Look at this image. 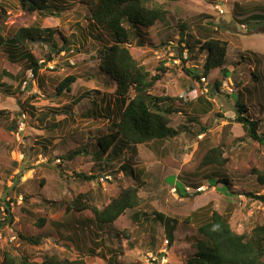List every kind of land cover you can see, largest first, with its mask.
I'll use <instances>...</instances> for the list:
<instances>
[{
	"label": "rangeland",
	"instance_id": "1",
	"mask_svg": "<svg viewBox=\"0 0 264 264\" xmlns=\"http://www.w3.org/2000/svg\"><path fill=\"white\" fill-rule=\"evenodd\" d=\"M49 3L54 15L36 14L31 23L51 29L52 38L46 31L44 41L26 50L0 51V262L7 251L38 263L55 255L89 264H107L112 256L114 264H186L200 239L197 227L212 211L226 216L236 234L264 226V205L245 196L264 192L252 175L264 170V146L249 142L234 123L238 101L264 131V0H152L149 8L159 7L164 15L141 29L143 37L125 24L133 58L152 75L165 69L150 94L172 98L170 126L179 135L136 147L119 141L102 172L83 152L65 157L93 152L89 143L110 133L122 111L114 84L99 69V54L113 43L112 34L90 23L82 4ZM0 8L9 39L28 20L17 0H0ZM256 15L263 19L251 18ZM208 38L228 43L226 77L215 69L192 80L181 69L202 77L201 44ZM70 76V92L58 94L57 85ZM217 146L224 151V168L201 169L202 157ZM73 172L96 179L80 181ZM105 175L110 180L100 182ZM223 177L229 185L217 181ZM200 186L205 188L196 194ZM128 187L138 188L140 206L111 225L97 227L89 211L65 212L66 201L79 194L92 191V204L101 209ZM156 214L176 222L170 243ZM30 237H40L37 246L22 239Z\"/></svg>",
	"mask_w": 264,
	"mask_h": 264
},
{
	"label": "trees",
	"instance_id": "2",
	"mask_svg": "<svg viewBox=\"0 0 264 264\" xmlns=\"http://www.w3.org/2000/svg\"><path fill=\"white\" fill-rule=\"evenodd\" d=\"M19 8L28 20V23L18 28L11 38L6 39L3 34V20L6 16L5 10L0 8V51L5 46L9 48L25 49L30 43L44 41V35L50 34L52 38L54 32L51 29H43L34 23L31 19L36 14L54 15L48 11L51 0H17ZM73 3H79L85 6L87 19L90 23L103 26L112 34L113 43L106 50L99 54V69L105 73L115 86L113 95L123 104L122 111L118 120L113 123L110 133L96 138V143L91 142L90 146L93 152L77 150L72 155L67 154L65 160H71L75 155L83 152L90 155L93 167L106 171L104 167L111 163L112 155L117 151L114 146L123 141L131 147L147 145L152 142L173 139L179 135V128L170 126V116L176 112L171 104L172 98L157 97L150 94L165 74V69L160 66L152 75L145 70L131 55L128 44L130 39V30L125 24L131 26L135 35L143 37L141 29H148L154 25L157 20H161L164 15L159 7L149 8L152 0H68ZM175 1V0H167ZM255 19H263L261 16H251ZM142 33V34H141ZM228 43L214 38H208L201 44V49L205 52L202 74L198 76L193 71L182 67V73L192 80L200 81L207 77L211 71L219 69L226 77V70L222 68ZM61 50H59L60 52ZM62 52V51H61ZM60 52V53H61ZM31 65L35 66V61L30 57ZM180 60L184 63L182 56ZM34 71L36 70L33 69ZM75 82L74 77H67L61 81L57 87L58 94L62 92L69 93L70 85ZM130 94L133 97L130 98ZM203 100L198 97V102ZM196 101V102H197ZM167 102H169L167 104ZM204 104L210 108V104L204 101ZM210 105V106H209ZM202 109V108H199ZM2 114V112H0ZM234 123L239 124L244 132V136L249 142H255L264 146V131L259 132L260 122L249 117V112L245 104L235 102ZM195 122V120H190ZM226 159L221 146L213 147L208 150L200 162L201 169L215 167L224 168ZM129 171L133 177L134 171L130 166H125L123 170ZM80 181L90 182L96 179L95 174L86 176L81 173L72 174ZM256 182L264 190V170L253 171ZM219 183L228 184V179L223 177L218 179ZM217 183V182H216ZM226 192V191H225ZM197 194V192L195 191ZM92 191L85 194H79L77 197L65 204V212L82 213L89 211L92 215V223L97 227L113 224L127 210H133L140 206L137 187H128L121 189L115 198L109 200L108 204L99 209L92 204L95 197ZM260 204L264 205V192L260 195L245 194ZM91 203V204H90ZM4 213H9L8 209ZM157 220L168 228L166 236L168 243L172 241V232L174 230V221L167 219L160 214H156ZM43 219H38L37 223L42 225ZM40 225V226H41ZM197 234L200 239L195 246V252L187 259L186 264H264V226H255L249 235L236 234L232 231L228 218L215 211L211 212L209 218L203 221L197 227ZM27 243L37 246L40 237L22 238ZM90 253V252H89ZM115 258H108L107 264H114ZM0 264H89L83 259L76 258L70 260L59 258L55 255L46 257L41 262H30L26 257L13 256L7 251L1 254ZM153 264H156L154 261Z\"/></svg>",
	"mask_w": 264,
	"mask_h": 264
},
{
	"label": "built area",
	"instance_id": "3",
	"mask_svg": "<svg viewBox=\"0 0 264 264\" xmlns=\"http://www.w3.org/2000/svg\"><path fill=\"white\" fill-rule=\"evenodd\" d=\"M218 10V13L219 14H222L223 12H222V10H220V9H217ZM185 58H186V56H185ZM29 75H30V77H32L33 76V72H32V70H29ZM27 85V82H24L23 83V88L25 87ZM24 117V116H23ZM99 180H100V182H103V181H108V180H110V177L109 176H107V175H105V176H102L101 178H99ZM205 187L204 186H200V187H198L197 189H195V191L197 192V193H200V192H202L203 191V189H204ZM156 262V261H155ZM154 263V261L152 260L151 262H149L148 264H153Z\"/></svg>",
	"mask_w": 264,
	"mask_h": 264
},
{
	"label": "water",
	"instance_id": "4",
	"mask_svg": "<svg viewBox=\"0 0 264 264\" xmlns=\"http://www.w3.org/2000/svg\"><path fill=\"white\" fill-rule=\"evenodd\" d=\"M261 33H263V34H264V27L261 29Z\"/></svg>",
	"mask_w": 264,
	"mask_h": 264
},
{
	"label": "crops",
	"instance_id": "5",
	"mask_svg": "<svg viewBox=\"0 0 264 264\" xmlns=\"http://www.w3.org/2000/svg\"><path fill=\"white\" fill-rule=\"evenodd\" d=\"M245 18V17H244ZM264 20V19H263ZM143 31V30H142ZM146 31V30H145ZM115 100H116V98H115Z\"/></svg>",
	"mask_w": 264,
	"mask_h": 264
}]
</instances>
